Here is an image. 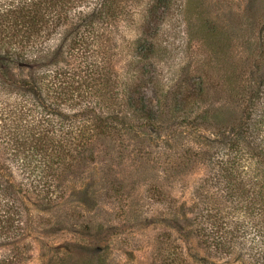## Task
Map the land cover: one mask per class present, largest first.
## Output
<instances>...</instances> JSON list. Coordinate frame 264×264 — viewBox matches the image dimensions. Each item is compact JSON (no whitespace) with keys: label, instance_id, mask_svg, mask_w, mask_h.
Masks as SVG:
<instances>
[{"label":"trees","instance_id":"obj_1","mask_svg":"<svg viewBox=\"0 0 264 264\" xmlns=\"http://www.w3.org/2000/svg\"><path fill=\"white\" fill-rule=\"evenodd\" d=\"M170 1L0 0V89L6 94L0 100V128L6 132L11 154L0 165L4 191L0 264H22L10 247L16 245L17 229L26 214L16 205L25 198L12 193L22 182L13 178L9 161L18 163L23 172L36 173L32 194L58 192L64 182L81 178L99 160L96 147L103 139L126 150L131 136L139 137L143 145L150 140L146 134L156 135L168 146L184 138L180 129L189 108L200 103L197 97L206 94V85L201 76L197 79L189 73L180 84L166 89L162 54L164 39L171 34L164 23L172 22L173 29L174 22L179 23L177 12L166 10ZM262 16L258 24L253 22L254 36L247 41L251 45L245 60L247 85L230 97L239 103V116L234 111L235 120L223 138L211 132V147L195 152L202 156L197 163L203 176L192 192L195 201L186 218L189 234L206 241L215 257L228 255L226 251L235 249L234 241L242 236L247 242L243 255L250 264H264ZM197 41L205 45L202 39ZM168 108L174 115L171 123L163 120ZM184 149L173 150L172 160L184 155ZM132 155L136 167H127L131 178L144 176L150 164L165 171L179 166L160 155L151 158L149 152ZM109 159L100 160L105 188L124 192L127 187L117 186L119 173L110 164L113 158ZM149 190L146 186L145 192ZM59 199L41 194L33 198L51 205ZM216 199L225 207L214 213L207 203ZM179 233L183 234L182 228L170 227L156 234L157 263L170 258L168 264H189L177 242ZM173 234L179 236L172 240Z\"/></svg>","mask_w":264,"mask_h":264},{"label":"rangeland","instance_id":"obj_2","mask_svg":"<svg viewBox=\"0 0 264 264\" xmlns=\"http://www.w3.org/2000/svg\"><path fill=\"white\" fill-rule=\"evenodd\" d=\"M166 10L176 11L179 18H175L179 22H174L175 29L172 22L164 23V29L171 34L169 39H164L166 48L162 54L166 89L180 84L189 73L193 78L201 76L206 85V94L197 97L200 103L189 108L190 115L180 129L184 138L168 146L157 140L156 135L146 134L150 140L143 145L139 137L131 136V146L126 150L103 139L96 147L99 160L90 164L81 178L64 182L58 192L32 194L31 183H36V173L23 172L18 163L7 160L13 166V178L22 182L17 183L12 193L25 198L16 205L26 210V214L17 229L16 245L10 247L22 264H160L155 258L158 253L155 237L170 227L183 229V234L179 233L180 237L173 234L172 240L178 237L177 242L184 249L183 257L189 264H250L243 255L247 242L242 236L234 241L235 249L226 251L228 255L215 257L206 241L195 240L189 234L186 218L190 217L189 206L195 201L192 192L203 176V169L197 163L202 156L195 152L211 147L214 137L211 132L223 138V132L235 120L234 111L239 116V103L230 97L238 95L247 85L245 60L251 50L247 41L254 36L253 22L258 24L263 18L264 0H171ZM5 97L0 89V100ZM163 120L174 121L169 108L164 111ZM5 137L6 132L0 128V165L2 159L11 158ZM182 147L184 155L172 160L173 150L181 151ZM137 152H149L151 158L160 155L179 166L165 171L156 166L153 169L150 164L144 176L131 178L127 167H136L131 163L132 153ZM100 158H113L110 164L119 173L117 186H126L124 192L105 188L101 172L104 163ZM194 159L197 161L190 164ZM2 180L0 176V206L4 192ZM130 182L134 185L130 186ZM146 186L151 189L149 192H145ZM35 194L54 195L61 200L52 205L36 202ZM221 207H225V202L217 199L207 203V209H214V213ZM164 238L170 242L171 238ZM3 243L0 241V248ZM165 259L163 264L171 262L170 258Z\"/></svg>","mask_w":264,"mask_h":264}]
</instances>
